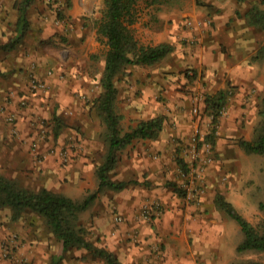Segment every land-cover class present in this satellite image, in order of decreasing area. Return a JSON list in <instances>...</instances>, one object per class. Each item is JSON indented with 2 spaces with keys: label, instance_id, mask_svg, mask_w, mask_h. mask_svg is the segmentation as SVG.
Here are the masks:
<instances>
[{
  "label": "crops",
  "instance_id": "0c3cea01",
  "mask_svg": "<svg viewBox=\"0 0 264 264\" xmlns=\"http://www.w3.org/2000/svg\"><path fill=\"white\" fill-rule=\"evenodd\" d=\"M17 1L0 0V36L4 42L15 36ZM201 1L138 0L136 4V20L131 28L138 41L168 42L173 48L154 64L124 67L115 79L116 111L123 130L157 115L167 119L156 136L134 138L119 152L109 176L124 183L123 187L99 189L79 215L81 224L92 230L93 239L87 234L88 239L112 252L122 264H214L219 256V242L213 236L219 233L217 220L190 211L205 210L215 193L207 187L200 203L188 206L170 183L179 182L177 157L185 152L193 127L191 97L215 93L228 83L235 86L226 106L231 115L222 122L226 135L235 133L232 129L237 128L240 119L250 115L244 100L251 102L254 87L263 89V74L256 65L245 61L247 54L239 58L244 21L236 19L226 26L230 16L224 17L220 11L218 14L219 8L232 0ZM101 3L102 0H33L26 13L29 28L22 39L10 50L0 47V172L29 188L45 187L77 198L97 188L94 171L107 149L105 128L95 109L88 104L82 106L79 94L91 93L89 85L94 84L100 91L104 61L103 55L99 56V72L92 73L89 59L100 43L95 40V26L83 28L79 19L98 16L95 9ZM55 4L66 6L67 18L74 20L65 31L70 40L68 55L57 49L61 38L57 32L64 26L53 21L50 6ZM207 13L212 14L211 28L198 30L194 21L197 17L202 20ZM156 18L158 26L152 24ZM185 19L194 20L193 26H186ZM237 22L239 25L234 27ZM217 34L232 55L224 58L220 50L217 55L210 51L217 41L212 37ZM184 37L186 41L180 40ZM187 68H193L194 73L198 70L195 78L186 75ZM31 75L43 79L47 86L31 90ZM242 104L245 106L240 108ZM67 111L72 113L65 115ZM10 113L16 132L7 121ZM53 115L66 118L76 128L65 126L55 137ZM44 116L51 119V126L41 124ZM70 132L76 133L83 148L74 147L63 163L59 149L75 145L65 137ZM145 200H159L163 212L157 215L152 211L149 219H143L138 208ZM8 209L4 211L5 221H0V264H107L84 248L63 253L61 240L52 234L45 220L28 211L13 218ZM113 210L123 216L120 231L113 232ZM12 233L19 235L17 246H8L9 257H3V239Z\"/></svg>",
  "mask_w": 264,
  "mask_h": 264
},
{
  "label": "trees",
  "instance_id": "16d2710c",
  "mask_svg": "<svg viewBox=\"0 0 264 264\" xmlns=\"http://www.w3.org/2000/svg\"><path fill=\"white\" fill-rule=\"evenodd\" d=\"M137 2L138 0H103L101 15L95 21V39L103 43L105 50L103 53L104 65L99 77L101 89L93 98L92 106L104 125L103 136L107 144L104 159L94 171L97 188L82 198H74L45 187L29 188L19 180L0 172V208H9L13 218L27 210L42 215L52 234L61 240L63 253L73 248H84L103 259L107 264L122 263L112 252L97 246L88 239V230L79 221V215L93 201L99 189L123 187L124 183L116 182L109 176V172L116 165L119 152L134 138L156 136L161 130L164 120L162 115H157L141 120L135 126L123 130L121 116L115 107L117 97L115 79L126 65L154 64L173 48L168 42L143 44L138 41L131 28V24L136 20ZM32 3L33 0H19L15 4L18 10L15 36L0 43L2 49L13 48L28 30L29 20L26 13ZM64 14H66L64 10L59 12V16L67 19ZM244 16L249 24L264 30V7L252 5L245 11ZM262 53H264V42L258 49V55L260 56ZM232 92V86L227 84L226 87L215 93L204 95V108L213 113V124L217 122V116ZM257 113L259 119L253 127L252 136L250 138L238 137L236 143L247 153L264 155V95L259 100ZM52 119L53 134L57 137L66 125L58 116L53 115ZM205 139L212 147L215 146L216 139L212 131L207 134ZM177 158V162L185 167L183 158ZM170 185L179 192L180 196L182 195L176 182H172ZM213 202L217 209L222 210L229 218L238 223L243 233L242 240L236 246L238 252L246 250L264 252L263 202H259L263 216L256 224L251 223L239 212L222 192L215 193ZM235 264H264V260L245 259Z\"/></svg>",
  "mask_w": 264,
  "mask_h": 264
},
{
  "label": "rangeland",
  "instance_id": "374dc122",
  "mask_svg": "<svg viewBox=\"0 0 264 264\" xmlns=\"http://www.w3.org/2000/svg\"><path fill=\"white\" fill-rule=\"evenodd\" d=\"M199 2H202L201 0H197ZM213 4H209L206 6L211 7ZM252 5H257L259 7H264V1L263 0H232L227 1L222 8H219L218 14L221 12L220 15H223L224 17H229V22L225 20V25L228 26V23L233 24V20L236 19H242L244 22L243 28L244 30V38L240 40V52H239V58L243 55L242 53L247 54L245 56V61H248L249 63H253L256 65L259 69V72L262 75V87L263 89L257 90L252 89L250 91V96L253 98L250 101L244 100L243 104H247L250 107V115L248 113L247 116L244 118H241L240 115V122H238L237 128L232 129L235 133L227 134L225 130V126L222 127V122L226 119H228L231 115V113L227 109V103L229 101L230 96L234 93L235 86L232 87V94L228 97L227 102L224 104L222 111L217 116V122L214 124L212 123V112L205 110L204 108V95L205 93L199 95V99H194V96L191 97V112L190 115L192 116L193 121V127L191 129V132L189 134V143L185 147V152L181 155L184 162H189L190 158V140L191 137L197 133L198 136L201 137V140H197L198 142V151L196 152V156H194L192 159V168H195V171L193 173H189L186 175L187 169L183 167L182 165L177 166L175 165V169L177 168L176 175L179 176V182H176L178 186L180 187L182 191V201L184 205L191 206L193 204L198 205L200 203V198L203 194L206 193L207 187L210 190V193H216V192H222L225 197L231 201L236 209L241 212L251 223L256 224L263 216V211L259 207V202L264 203V155L259 153H247L243 151L236 143V140L238 137H245L250 138L253 133V127L256 124L257 120L259 119L257 110H258V103L260 98L264 95V53L262 55H258V49L264 42V30H262L260 27L254 26L249 24L246 17L244 16L245 11L251 7ZM103 6V0L101 3V6L96 8L95 10L98 11V16L92 18V20H88L87 18L79 19V22L81 26L84 28L86 26H89L92 28L95 26V21L98 19L101 15V8ZM205 6V3H204ZM66 6L62 5H51L50 9L53 10L54 13V22L60 23L64 26L62 30H58L57 33L59 34L60 44L57 45V49L62 50V53L68 55V44L70 42L66 29L68 28L67 25L74 24V20L71 21L68 18L64 19V17L59 16L60 11H65ZM220 11V12H219ZM66 13V12H65ZM67 16V13L64 14ZM56 20V21H55ZM190 20V24L186 26H193L192 19ZM197 17L196 21H194L195 26H197L198 30H207L210 29L213 24V18L211 13H207V15L202 18V20ZM70 21V22H69ZM204 22V23H203ZM56 23V24H57ZM152 24H156L158 26L160 24V21L156 18L155 21H153ZM239 25L238 22L234 27ZM233 27V28H234ZM65 32V33H64ZM134 33V32H133ZM222 33V31H221ZM223 34V33H222ZM81 35V34H80ZM135 35V33H134ZM136 36V35H135ZM85 37V36H84ZM137 37V36H136ZM214 40L217 39L215 42V46H212L211 52L218 54V52H222L224 54V58L226 56H230L233 53L229 50L228 44H224V42H221L219 38H221L220 34H217L216 36L212 37ZM4 38L0 36V41L4 42ZM186 41V38H181L180 40ZM96 40V39H95ZM99 42V46L96 48L94 54H92L90 61V66L92 68V73H98L99 71V59L101 55H103L105 47L103 46V43ZM213 42V41H212ZM243 42V43H242ZM220 50V51H219ZM84 53V50L81 51V54ZM80 55V54H79ZM77 54V57L79 56ZM80 58V57H79ZM79 61H81L83 65V58H80ZM85 62L87 61L84 60ZM87 65V62H86ZM193 68H187L186 69V75H190L189 77L193 76L194 78L198 74V70L194 73L192 72ZM52 70H48L47 73H51ZM188 73V74H187ZM259 75V74H258ZM202 76H205L202 75ZM34 77L33 75L29 76ZM28 77V79H30ZM43 80V79H42ZM44 81V80H43ZM229 84V83H228ZM47 86V85H46ZM45 86V87H46ZM89 90L91 93H85L79 94V100L83 105H90L91 108L94 109L92 106V100L93 98L98 94V90H96V84L89 85ZM94 87V89L92 88ZM200 102L202 106H200ZM250 102V103H249ZM161 103V102H160ZM240 108H243V105ZM193 106H197V112H193L192 108ZM246 108V107H245ZM96 111V110H95ZM68 113L65 115H70V111H67ZM164 119L167 116H164L161 114ZM62 119V118H61ZM66 119V118H65ZM62 119L63 124L66 126L74 127L71 123L68 121ZM100 119V118H99ZM167 119V118H166ZM48 120V121H47ZM51 119L46 118L45 116L42 118L41 124L45 126H51V123H49ZM101 122V120H100ZM102 123V122H101ZM76 128V127H74ZM213 129V130H212ZM212 131L215 139L216 144L214 147L211 146V144L205 139L207 137V134ZM66 138L70 137L69 141L75 142V145H63L62 149H68V153L70 156V153L72 150L80 149L82 145L78 141V136L74 132H70L69 135L65 136ZM75 147V148H74ZM83 148V147H82ZM208 148V150H207ZM210 157L208 159L207 157ZM63 162V161H62ZM65 163V162H63ZM184 163V164H186ZM189 171V170H188ZM196 172L200 174V176L196 175ZM213 194L210 195V197ZM72 197V196H71ZM77 198V197H74ZM159 200H154V202ZM145 202H152V201H142L139 204V212L141 211V208ZM160 203V202H159ZM214 202H207V205L205 206V210H190L193 213H203L206 214L208 218H214L217 220V223L220 225L219 233L213 234V236H217L216 242H219V256L214 260V264H235L238 261L245 260V259H260L264 260V252H256L253 250H246L238 252L236 250L237 244L242 240L243 233L238 225V223L234 220L229 218L222 210H219L215 207ZM161 205V204H160ZM213 205V206H212ZM5 208H0V221H5V214L4 211ZM161 208L163 209L162 205ZM9 210V209H8ZM11 211V210H10ZM28 212L34 213L37 216L41 217L44 222V217L36 212H33L31 210H27ZM112 214V220L114 223V231H120L121 230V224L116 223L114 220V216L116 214H120L116 212L115 210L111 211ZM24 215V213H22ZM121 215V214H120ZM140 215V214H139ZM159 215V214H158ZM193 215V214H191ZM122 216V215H121ZM123 218V216H122ZM150 218V217H149ZM148 218V219H149ZM123 221V219H122ZM39 222V221H38ZM120 224V225H119ZM41 226V222L38 224ZM92 231V230H91ZM90 229L88 230V234L90 235V239H93L91 236ZM10 235V234H8ZM7 235V236H8ZM17 239H19L18 233H16ZM6 236V237H7ZM4 237V239L6 238ZM100 240V238H99ZM99 244V243H98ZM3 257H9V254L4 255L2 252Z\"/></svg>",
  "mask_w": 264,
  "mask_h": 264
},
{
  "label": "built area",
  "instance_id": "2783aa9c",
  "mask_svg": "<svg viewBox=\"0 0 264 264\" xmlns=\"http://www.w3.org/2000/svg\"><path fill=\"white\" fill-rule=\"evenodd\" d=\"M191 22L189 19H185L184 21V24L185 25H189ZM46 86V83L45 81H43L42 79H38L36 77H31L29 79V88L33 91H35L36 89H42V88H45ZM199 99L200 97L198 95H195L194 96V99ZM223 107L221 108L220 112L222 111ZM192 111L193 112H197V106H193L192 108ZM7 121L12 125V131L13 132H16V128L14 127V116H13V113H10L7 115ZM201 140V137L197 135V133H195L192 137H191V140H190V147H189V151H190V158H189V162L186 163V168L188 167L187 169V174L188 175L189 173H193L195 171V168H192V159L194 156H196V152L198 151V142L197 140ZM208 150V148H207ZM59 153V156L61 158V160L63 162H67L68 159H69V153H68V149H65L62 147L59 149L58 151ZM208 159H210V157L208 156L207 157ZM189 170V171H188ZM196 175L197 176H200V174L198 172H196ZM152 211H154L155 214H161L163 212V209L161 208V205L159 202H145L141 208V211H140V217H142L143 219H148L152 213ZM122 216L120 214H116L114 216V220L116 223H121L122 222ZM17 235L15 233H12L10 235H8L5 239H3V242H2V252L4 255H7L8 252H9V248H7L8 246H11L13 248H15L17 246Z\"/></svg>",
  "mask_w": 264,
  "mask_h": 264
}]
</instances>
